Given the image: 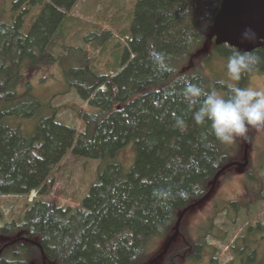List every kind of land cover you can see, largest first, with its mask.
Returning a JSON list of instances; mask_svg holds the SVG:
<instances>
[{
	"label": "trees",
	"instance_id": "trees-1",
	"mask_svg": "<svg viewBox=\"0 0 264 264\" xmlns=\"http://www.w3.org/2000/svg\"><path fill=\"white\" fill-rule=\"evenodd\" d=\"M77 2L16 0L12 22L0 19V196L27 197L33 191L38 195L24 204L21 215L0 225V264H147L146 249L152 241L167 240L179 213L207 193L218 170L243 159V141L237 137L232 144L221 143L210 124L197 125L195 106L190 108L183 95L186 80L205 91L224 89L211 76L219 72L211 71L210 63L228 60L237 50L212 40L210 51H204L205 30L222 0H133L128 22L118 34L125 43L116 40L111 63L99 67L97 57L74 48L80 58L76 67L66 70L65 82L67 91L74 90L87 105L75 109L83 129L67 126L51 114L41 117L30 134L22 132L13 121L29 120L40 112L32 85L26 82L19 90L22 70L56 60H51L54 46L65 39ZM35 7L38 14L25 28V17ZM109 31L88 32L93 34L87 37L97 42H86L102 51ZM153 52L165 55L167 69L153 62ZM252 53L259 63L238 83L264 69V52ZM177 118L183 119V126ZM245 138L249 142L248 133ZM128 144L134 160L125 171L117 156ZM68 158L106 164L90 182L87 195L73 206L62 204L61 189L53 190L52 181L54 169ZM250 188L249 202L263 197V191L251 195ZM260 225L255 228L264 231ZM255 228L249 224L248 233ZM214 231L209 223L201 239L194 241L180 223V234L162 264L207 256L220 264L217 248L206 242L208 235L216 236ZM245 236L236 241L243 245L231 247L228 264L235 254L249 264L261 261Z\"/></svg>",
	"mask_w": 264,
	"mask_h": 264
},
{
	"label": "rangeland",
	"instance_id": "rangeland-1",
	"mask_svg": "<svg viewBox=\"0 0 264 264\" xmlns=\"http://www.w3.org/2000/svg\"><path fill=\"white\" fill-rule=\"evenodd\" d=\"M15 1L0 0V19L9 23L12 22L11 14L18 11V9L11 10ZM132 2L133 0H78L70 11L74 21L71 19L66 23L65 30L67 33H65V39L58 41L54 46L51 60L54 58L56 60L54 62H36L37 65H32L31 68L26 66L22 70L25 77L19 90H24L26 82L30 83L32 85L31 92L40 104V112L31 119L17 118L13 121L15 125H19L22 132L30 134L41 117L51 114L54 115L55 120L67 126H74L76 130L83 129V125L76 117L75 109H85L87 105L77 97L74 90L67 91L65 82L66 70L70 67H76L80 58L79 51L74 50V48H82L91 57L95 56V59L97 57L99 67H102L105 62L111 63L114 59L113 46H115L116 40L125 43V38L120 37L118 34L128 22ZM38 11L39 8L37 7L31 9V12L25 17V28L29 26L30 19L33 15L38 14ZM101 30H110L109 33L111 34L105 40L102 51L98 49V46L92 47L86 42V39H89L93 44H96L97 39L94 36H87L93 34L94 31ZM91 31L93 33H88ZM63 45L71 47L73 50L65 51ZM210 46L209 42L204 51H210ZM59 56L61 57L57 60ZM210 64H212L209 68L211 71L219 72V74L211 72L213 74L211 76L220 84L227 88L239 85L237 81L231 80L229 76L227 60L217 58L213 59ZM257 72L262 73L257 75V73L251 72L248 75V83L251 88L264 90V71ZM240 87L249 86L243 85ZM215 91L225 97L227 95L224 89ZM247 133L249 135L247 147L248 169L245 170V168L241 169L236 166L223 173L217 181L211 196L200 205L189 210L180 222L181 230L194 241L200 240L204 232L209 229V223L212 224L216 236L208 235L206 242L217 248L215 252L218 253L220 264L230 262L233 258L231 247L237 245V248H239L243 245L240 241L238 243L236 241L243 239L241 237L245 235L249 236L246 239L248 248L259 252L257 258L261 261L258 263L264 262V238H261L264 237V231L255 228L256 224H261L260 226L264 227V127L249 128ZM126 147L127 149L121 151L117 158L121 161L119 162L122 164L123 169L128 171L132 166L134 160L132 155L134 156V153H132V144H128ZM240 149L243 150V145L240 146ZM242 160V157H240L239 162H242ZM105 166L104 162L93 159L81 158L77 161L71 158L64 159L54 169L52 178L54 182L53 190L61 189L62 204L73 206L80 203L89 191L90 182L103 171ZM249 187H251L249 190L251 195H253V192L263 191L261 192L263 197L252 202L245 200L248 198ZM37 196L34 191L27 197L0 196V225L4 221L21 215L24 204ZM243 208H248V212ZM249 224L255 228L251 233L247 231ZM165 242L166 240L162 241L161 239L152 241L150 247L146 249V257L149 262L162 251ZM205 251H208V249H205ZM235 255V260L231 264H249L242 260L244 256ZM161 260L154 264H162ZM181 264H214V262L207 256V258L182 260Z\"/></svg>",
	"mask_w": 264,
	"mask_h": 264
},
{
	"label": "clouds",
	"instance_id": "clouds-1",
	"mask_svg": "<svg viewBox=\"0 0 264 264\" xmlns=\"http://www.w3.org/2000/svg\"><path fill=\"white\" fill-rule=\"evenodd\" d=\"M244 40L255 39L251 29L241 33ZM153 62L161 69H167L165 55L151 54ZM259 63V57L252 52H234L227 60V71L231 80L240 81L244 73L250 72ZM183 95L190 108L195 106L193 119L197 125L210 124L212 134L224 144H232L237 137H245L249 126L264 127V90L234 86L228 96L217 91H205L191 81L184 83ZM177 124L183 126L182 118ZM187 197V192H181Z\"/></svg>",
	"mask_w": 264,
	"mask_h": 264
},
{
	"label": "water",
	"instance_id": "water-1",
	"mask_svg": "<svg viewBox=\"0 0 264 264\" xmlns=\"http://www.w3.org/2000/svg\"><path fill=\"white\" fill-rule=\"evenodd\" d=\"M245 29H251L255 34V39L244 40L241 33ZM204 49L210 41L215 45L227 44L237 51L249 52L256 47L264 48V0H222L220 8L214 17L213 23L205 30ZM256 127V126H251ZM244 144L243 161L230 162L223 166L213 177L211 186L207 193L196 202L185 207L178 215L174 226V232L171 234L162 249V251L149 263L154 264L161 260L166 254L169 246L179 236V226L186 212L206 201L212 194L219 176L228 168L235 165L241 169L248 165L247 147L248 140L245 137H239Z\"/></svg>",
	"mask_w": 264,
	"mask_h": 264
},
{
	"label": "flooded vegetation",
	"instance_id": "flooded-vegetation-1",
	"mask_svg": "<svg viewBox=\"0 0 264 264\" xmlns=\"http://www.w3.org/2000/svg\"><path fill=\"white\" fill-rule=\"evenodd\" d=\"M257 49H259V50H261V51L264 52V48H263V46H261V47H256V48L252 49V50L249 51V52H253L254 50H257ZM263 71H264V69H263ZM255 73H257V75H261L260 73H262V72L258 73L257 71H255ZM262 83H263V82H262ZM221 85H223V84H221ZM243 85H247V86L251 87V86L249 85V83H248V77L245 78V79H243V81H242L241 83H239L238 87L243 86ZM223 88L225 89V91H227V89H228V88H227L226 86H224V85H223ZM249 128H256V127H251V126H249ZM245 168H246V167H245ZM243 169H244V168H243ZM247 200L249 201V200H250V197H248ZM233 203H235V202H233ZM243 209H244V208H243Z\"/></svg>",
	"mask_w": 264,
	"mask_h": 264
}]
</instances>
